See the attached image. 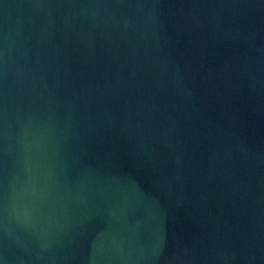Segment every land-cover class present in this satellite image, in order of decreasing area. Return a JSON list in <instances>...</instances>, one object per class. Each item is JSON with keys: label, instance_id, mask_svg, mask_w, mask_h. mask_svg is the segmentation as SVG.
I'll return each mask as SVG.
<instances>
[{"label": "water", "instance_id": "95a60500", "mask_svg": "<svg viewBox=\"0 0 264 264\" xmlns=\"http://www.w3.org/2000/svg\"><path fill=\"white\" fill-rule=\"evenodd\" d=\"M0 264H264V0H0Z\"/></svg>", "mask_w": 264, "mask_h": 264}]
</instances>
